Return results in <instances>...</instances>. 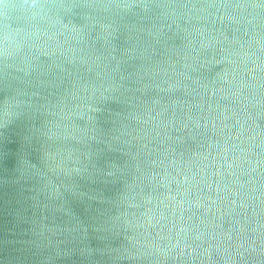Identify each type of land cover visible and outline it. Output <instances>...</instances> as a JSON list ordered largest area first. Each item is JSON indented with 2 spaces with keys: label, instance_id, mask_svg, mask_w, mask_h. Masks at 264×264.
I'll list each match as a JSON object with an SVG mask.
<instances>
[{
  "label": "water",
  "instance_id": "water-1",
  "mask_svg": "<svg viewBox=\"0 0 264 264\" xmlns=\"http://www.w3.org/2000/svg\"><path fill=\"white\" fill-rule=\"evenodd\" d=\"M56 3L0 18V264H264V0Z\"/></svg>",
  "mask_w": 264,
  "mask_h": 264
},
{
  "label": "clouds",
  "instance_id": "clouds-1",
  "mask_svg": "<svg viewBox=\"0 0 264 264\" xmlns=\"http://www.w3.org/2000/svg\"><path fill=\"white\" fill-rule=\"evenodd\" d=\"M23 3L30 10L26 13L30 25V30L26 33L29 39L35 38L36 41H39L41 37H46L48 40H54L58 34L63 35L66 31L78 35V29L69 28L59 18L50 15V4H56L57 7L61 6L56 3V0H23ZM4 6L5 0H0V18H6ZM39 24H45L47 27H37ZM19 35L18 31H0V54L5 52L11 54V50L18 49L21 45V41L18 39ZM9 114L7 111L4 112L5 116ZM45 155L46 158H50V154L46 153Z\"/></svg>",
  "mask_w": 264,
  "mask_h": 264
}]
</instances>
